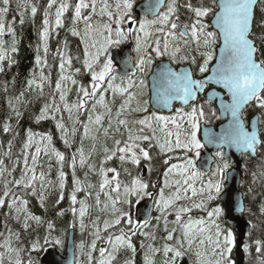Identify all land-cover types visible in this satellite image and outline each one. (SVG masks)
I'll return each instance as SVG.
<instances>
[{"label":"snow or ice","instance_id":"obj_1","mask_svg":"<svg viewBox=\"0 0 264 264\" xmlns=\"http://www.w3.org/2000/svg\"><path fill=\"white\" fill-rule=\"evenodd\" d=\"M11 2L0 0V62L6 59L3 36L6 31L15 36L14 28L5 23ZM18 6L29 9L27 4ZM39 10L32 4L30 15L35 18ZM66 19L67 32L78 39V54H71L66 38L56 53L57 79L45 74L47 61L38 54L39 82L34 76L26 83L28 92L35 89L41 96L46 84L53 89L34 120L53 121L65 148L75 146V151L66 158L55 147L53 133L28 129L12 166L0 159V209L6 210L7 233L0 232V264H35L31 253L64 243L53 235L55 222L29 207L30 198L37 197L45 208L46 197L37 196V188L46 190L52 184L45 172L37 173V167H43L39 164L42 153L49 162L47 175L52 158L57 162V203L65 200L69 188L64 171L67 159L72 178L69 209L82 233L91 229L87 264H136V236L149 241L140 244L142 264H157V256L160 264H182L185 257L190 264H236L232 258L236 234L218 223L225 209L209 207L221 196L230 163L224 161L202 172L197 161L207 145L217 147L215 156L222 161L225 145L242 155L264 156V0H47L39 33L45 56L50 35H58ZM24 22L21 13L20 24ZM11 51H18L15 40ZM25 95L20 92L17 102L23 103ZM70 95L75 98L70 100ZM176 101L181 106L173 109ZM217 101L218 109L213 106ZM8 104L19 119L22 113L12 101ZM218 110L227 123L215 132L207 125L220 118ZM3 131H13L11 124L5 123ZM11 149L9 141L4 154L8 159ZM177 151L181 154L174 157ZM174 158L180 163H172ZM157 159L164 166L159 187L140 172L142 162L145 172H151ZM77 168L83 170V179ZM261 169L252 173L253 182L264 181V164ZM122 173L130 178L128 182L121 180ZM6 175L12 178L5 179ZM197 196L199 202L180 204ZM145 198L152 200L159 215L152 217L149 211L141 221L134 214ZM93 207L105 218L101 221L98 215L89 225L85 220ZM194 210L206 215L193 219ZM260 212L264 214V204ZM57 214L62 216L64 211ZM9 220L18 230L8 227ZM34 225H46L43 241L36 239L21 247L23 234L34 231ZM161 227L163 236L158 237ZM255 245L257 264H264V242L256 240ZM241 247L250 255L249 244L241 240ZM78 248L83 255L85 243Z\"/></svg>","mask_w":264,"mask_h":264},{"label":"trees","instance_id":"obj_2","mask_svg":"<svg viewBox=\"0 0 264 264\" xmlns=\"http://www.w3.org/2000/svg\"><path fill=\"white\" fill-rule=\"evenodd\" d=\"M47 0H12L10 11L5 18L6 27L11 25L14 28L15 36L11 33L6 31L5 35L3 36L4 41V49L6 52V59L3 62H0V66L3 67L4 71L0 72V159L5 160V164L10 168L19 156L22 148V144L25 140L26 131L31 129L33 132L37 133H53V142L57 149L63 151L65 153L66 158L70 157L71 154L75 151V146L73 148L66 149L63 145L62 141L59 139V132L55 129V123L51 120L41 121L40 123H36L34 120L35 115L38 114L39 109L43 106L45 102L49 100V98L54 94L53 89L49 87L47 84L44 87L43 96L39 94L37 90H33L31 92L27 91V80L32 79L34 76L39 82V75H40V67L36 65L35 58L39 54L41 59H46L47 67L44 68L45 74L51 73L52 80L55 81L58 76V59H54L53 62H48V54L45 56L43 51V41L40 38V31L42 30V20H43V9L46 6ZM27 4L29 9L26 11L23 6ZM35 4L40 10L37 12L35 18L30 15V6ZM21 13H23L24 24H20ZM15 18V22L13 23V19ZM259 15L257 16V20H259ZM58 35L55 32L52 33V36L49 40V45L51 51L56 49L57 47L60 48L62 42L67 38L69 43V49L71 54L76 55L77 52V45L78 39L75 37H71L70 34L67 32V28H61L58 30ZM15 40V47L18 49L17 52L13 53L11 48L13 46V41ZM39 47V52H37V48ZM54 57V54H53ZM9 58L13 61L11 64L9 63ZM51 60V59H50ZM18 73V74H16ZM30 75V76H29ZM87 79V78H85ZM24 91L26 93L25 97L21 98L24 102L18 103L16 97L19 96V93ZM19 92V93H17ZM74 95H70L69 99H74ZM58 100V98H57ZM12 101L13 106L19 109L22 115L17 119L15 113L12 111V108L9 107L8 102ZM5 123H10L12 126L13 131L5 133L3 131V126ZM11 141L12 144V158L8 159L5 157V153L8 151V143ZM87 142L85 143V147L87 148ZM94 159H96L94 157ZM98 162V160H97ZM22 163V160H21ZM39 164L43 167H37V173L40 171L45 172L46 179L50 177L57 181V171L58 166L55 158H52L51 161V174L47 175L49 172V162L48 158L41 154L39 158ZM262 170V169H261ZM259 170L257 173H259ZM64 171L68 173V180L71 179V170L68 167V163L66 161ZM81 173L83 170H81ZM162 168L156 166V173L154 174V178L151 177V180H158L160 179V175ZM141 172V168H140ZM20 169L14 173L16 177L19 176ZM133 175H136V170L133 171ZM122 177L125 175L122 173ZM83 177V175H82ZM12 177L5 176V179H11ZM83 179V178H82ZM53 180V179H51ZM93 183L97 182V177L93 176L91 178ZM130 179H126L128 182ZM150 180V181H151ZM70 185L69 188L65 191V198L64 201L57 203L58 196H59V189L55 188V191L50 193L46 196L44 201L45 208H41L37 197L30 198V210L33 211L37 215H41L45 220H52L55 222L56 225V232L53 233L54 236H59L63 241V245H46L44 246V250L39 252L31 253V258H36V264H39V261L43 257L44 253L54 247L57 248L60 252L64 253L68 238L69 230L74 229L76 230V243L79 244L82 241H85L87 231H84L82 234L77 232L79 227L78 220L74 221V217L69 209V192H70ZM3 186L0 183V194H2ZM264 197V194H262ZM78 198H81V195L78 194ZM256 205H259V202L256 201ZM255 205V206H256ZM254 206V207H255ZM78 207V206H77ZM47 209V211H45ZM63 210L64 215H58L59 211ZM246 212L245 216L248 214ZM5 209H0V232H5L4 223H5ZM101 216V221L105 218L104 215L100 214L95 207L92 208V213L89 217H86L85 223L87 224L88 221L91 224V220L95 219L97 216ZM76 223V227H71L72 223ZM153 224L155 220L152 221ZM8 227L13 228L14 230H18L11 220L8 222ZM102 226V223H101ZM152 231H156L155 229H150ZM46 234V225H42L36 227L34 225V231H30L23 234L24 243L21 247L27 248L28 244H30L33 240L39 239L41 242ZM157 236H163V230L161 229L157 232ZM92 237L90 236L91 241ZM261 240L264 242V238H257V239H247V244L250 247V255L246 253V264H257V257L258 254L255 252V241ZM141 241L145 244L149 243V241L145 240L142 236L133 237V243L137 246V252L135 255L136 264H142L143 261V251L140 248ZM2 238H0V243H2ZM159 243V240H158ZM99 245H101L98 242ZM15 246V245H14ZM25 252L24 258L27 259L28 254ZM26 254V255H25ZM94 257H98V253H93ZM131 253H129V257ZM157 264H160V257H156ZM182 264H190L189 258L185 257L182 261Z\"/></svg>","mask_w":264,"mask_h":264},{"label":"water","instance_id":"obj_3","mask_svg":"<svg viewBox=\"0 0 264 264\" xmlns=\"http://www.w3.org/2000/svg\"><path fill=\"white\" fill-rule=\"evenodd\" d=\"M216 90L219 89L217 88ZM215 103H217L218 106V101ZM176 104H180V102H174L173 109ZM165 112H167V110H165ZM255 118L256 117L252 118V120H255ZM221 119L227 121V119L223 116H221ZM226 123L222 124L218 129L209 126L207 127L215 132H219ZM206 147L208 148L207 152L201 158L198 166L201 170L207 172L215 163L213 153L217 151V147L215 145H207ZM223 150H225L226 156L230 159L231 165H237V167L233 168L228 173L227 182L225 184V192L221 196V201L227 209V223L230 226H235L237 230V249L235 251L236 264H246V253L242 252L241 240L246 243L247 238L252 231V225L243 218L244 214L246 213L247 207L245 197L241 188L243 163L240 161V157L242 156V154L235 147L229 148L227 145L224 146ZM256 157L257 156L253 158ZM149 211L151 212V216H153L154 207L151 200L144 202L138 207L137 218L141 219L142 221L144 218H146L145 213ZM76 261V232L72 230L68 235L65 255H63L55 248L49 249L42 257L40 264H76Z\"/></svg>","mask_w":264,"mask_h":264},{"label":"rangeland","instance_id":"obj_4","mask_svg":"<svg viewBox=\"0 0 264 264\" xmlns=\"http://www.w3.org/2000/svg\"><path fill=\"white\" fill-rule=\"evenodd\" d=\"M53 12H54V9H53ZM70 15H71V13L68 14L69 17H70ZM68 26H69V20L66 19L65 20V27L64 28H67ZM51 36H52V34L50 35V38H51ZM50 38H49V40H50ZM57 49H58V47L56 49H53L51 51L50 45H49V41H48V53H47L49 55V56H47L48 57V62L50 61V63H51V62L54 61V59H57V57H56ZM53 54H54V57H53ZM57 102H59V101L57 100ZM262 157H264V156H262ZM96 159L98 160V158H96ZM171 162L172 163H180V161L177 160V159H175L174 161H171ZM145 164H146L145 162H142L141 165H140L141 173L142 174H143L144 167H146V166H144ZM134 170L135 169L133 168V171ZM77 175L80 176L81 178H83L82 177V173H81V171H80L79 168H77ZM127 178L130 179L129 177L125 176L124 177L125 182H127L126 181ZM51 179H53V180H51ZM170 179H172V178L170 177ZM158 180H154V182H153V183L157 184V187H159V183H160V181H158ZM162 180H163V176L161 177V184H162ZM46 181H52V184L49 185V186H47L46 187V190L45 189H41V188L38 187L37 188V196H39L41 193H43L44 196L46 197L50 193L54 192L55 191V188L57 190L59 189L58 188V181H55L54 180V177L53 178L50 177L49 179H46ZM71 182H72V178L68 180V184L71 183ZM199 186H200L199 181L195 182V187L198 188ZM249 188L252 189L251 192L248 191ZM261 192H262V194H264V181H261L259 178H256L255 182H253V180H251V181L249 180L247 182V184L245 186L244 193H245L246 202H247V209H248V211L250 209L251 212H248V214L245 216V218L253 225V231L249 235V239H252V240L253 239H257V238H262V239L264 238V214H262L260 212V207H261L262 204H264V197H262ZM223 193H224V191L222 190L221 195ZM188 195L191 196V192H189ZM81 198H82V196H81ZM200 199H201V197L200 198L193 197L191 201H189V200H182L180 202V204H182L184 206H190L191 203H193V202H199ZM148 200H151V199L150 198H145V200L141 201L140 204L136 206V210H135V214H134L135 218H136V214H137V208L141 204H143L144 202H146ZM218 201H219V205L222 206L225 209V215H224V217L220 221H218V223H220L222 227H227V228H230L231 230H233V228H231L230 226L225 225V222H224L223 219L226 218V216H227V210H226V207L223 204V202L220 201V199L214 201L213 204L209 205V207L211 208V207H214V206L218 205ZM256 201L259 202V205H256ZM90 203H91V201H90ZM91 213H92V209L90 211V214ZM157 215H159V213L155 211V214H154L153 217H155ZM205 215L206 214L204 212L198 211V210H194L191 213V216L193 217V219H196V218H199V217H202V216H205ZM172 219H173V216H169V220L171 221ZM87 224L90 225V222L88 221ZM78 225H79V223H78ZM86 231H87V233H86L85 241H83L85 243V249H84V254L83 255L81 254V252H80V250L78 248V245L81 242L79 244H77V259L78 260H82L84 262V264H87V251H88V247L87 246L90 244L89 240H90V236H91L90 235L91 229L89 228ZM233 231L235 232L236 237H237V232L235 230H233ZM77 232H79L78 235L79 234H82V232L80 231V228L79 227L77 229ZM100 246L101 245L98 244V247H100ZM0 251H3V249H0ZM234 253H235V251L232 254V258L235 260ZM26 254H28V253H26ZM35 257L32 258L34 262H36V258ZM40 263H41V260L39 261V264Z\"/></svg>","mask_w":264,"mask_h":264},{"label":"flooded vegetation","instance_id":"obj_5","mask_svg":"<svg viewBox=\"0 0 264 264\" xmlns=\"http://www.w3.org/2000/svg\"><path fill=\"white\" fill-rule=\"evenodd\" d=\"M210 67H212V65H210ZM214 87V86H213ZM215 88V87H214ZM203 96H204V94H202L201 95V102H203ZM181 105L180 104H176L175 106H174V109L175 108H178V107H180ZM214 107H216L217 109H218V106H217V103H214V105H213ZM164 114H169L168 112H165L164 111ZM217 116H220V111L218 110L217 111ZM255 117V115H251L250 114V119H252V118H254ZM227 121L226 120H222L221 119V116H220V118L219 119H212L210 122H209V124L207 125V126H209V127H214V128H216V129H218L222 124H224V123H226ZM207 147H205L204 149H202L201 150V157L199 158V160L197 161V165L199 164V162L201 161V158L203 157V155L207 152ZM224 152H225V150H223ZM180 154V152L179 151H177L176 153H174L173 154V156L175 157V156H178ZM213 157H214V160H215V163L212 165V167H211V169L212 170H214L215 168H216V166H217V164H222L224 161H228L229 163L231 162L230 161V159L226 156V153H225V156H224V160L222 161V160H220L218 157H216L215 156V152L213 153ZM68 158V157H67ZM175 159H173L172 161H174ZM66 161H67V159H66ZM240 161L243 163V167H242V185H241V188H242V191H243V193H244V191H245V186H246V184H247V182L250 180H253V176H252V173H257L259 170H261V165L262 164H264V157H262V156H257L256 158H253V157H250V156H247V155H242L241 157H240ZM144 166H146V164L144 165ZM156 166H159V167H161L162 168V171H160L161 172V174L163 173V171H164V166L162 165V163L160 162V160L159 159H157L156 161H154V167L152 168V171L151 172H146V174H145V168L146 167H144V170H143V175H144V178L146 179V180H151V177H153L154 178V174L156 173ZM199 167V166H198ZM235 167H237V165H231V163H230V167H229V169H227V171L225 172V176H226V179L223 181V191H224V187H225V184H226V182H227V177H228V173L233 169V168H235ZM201 170V169H200ZM202 172H206V171H204V170H201ZM71 177V176H70ZM161 177H162V175H160V179L158 180V181H160V183H159V186H161ZM208 177L207 176H205L204 177V179L206 180ZM121 180L122 181H124L125 182V180H124V177H122L121 176ZM150 182H154V181H150ZM200 187V186H199ZM198 187V188H199ZM244 189V190H243ZM65 191H66V189H65ZM70 193V192H69ZM244 195H245V193H244ZM68 197V195L65 197V198H67ZM221 197V196H220ZM69 198H70V196H69ZM197 198H200L199 196H197ZM218 205H219V201H218ZM224 220V222H225V225H227V226H229L228 225V223H227V217L226 218H224L223 219ZM231 228H233V230H235V231H237L236 230V228H235V226H230ZM65 252V251H64ZM64 254V253H63Z\"/></svg>","mask_w":264,"mask_h":264},{"label":"bare ground","instance_id":"obj_6","mask_svg":"<svg viewBox=\"0 0 264 264\" xmlns=\"http://www.w3.org/2000/svg\"><path fill=\"white\" fill-rule=\"evenodd\" d=\"M35 63V62H34ZM16 74H18V73H16ZM30 76V75H29ZM17 93H19V92H17Z\"/></svg>","mask_w":264,"mask_h":264}]
</instances>
